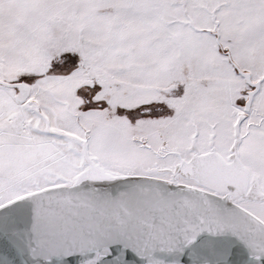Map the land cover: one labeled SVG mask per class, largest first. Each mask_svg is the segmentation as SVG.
Returning <instances> with one entry per match:
<instances>
[{
  "label": "snow or ice",
  "instance_id": "6c2138e0",
  "mask_svg": "<svg viewBox=\"0 0 264 264\" xmlns=\"http://www.w3.org/2000/svg\"><path fill=\"white\" fill-rule=\"evenodd\" d=\"M0 264H264V0H0Z\"/></svg>",
  "mask_w": 264,
  "mask_h": 264
}]
</instances>
